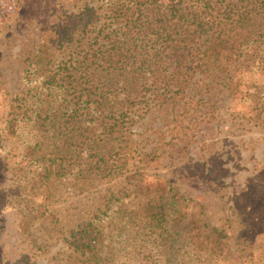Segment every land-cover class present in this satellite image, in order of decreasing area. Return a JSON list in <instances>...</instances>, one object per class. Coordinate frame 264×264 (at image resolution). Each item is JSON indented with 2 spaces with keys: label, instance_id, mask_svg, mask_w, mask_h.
<instances>
[{
  "label": "rangeland",
  "instance_id": "obj_1",
  "mask_svg": "<svg viewBox=\"0 0 264 264\" xmlns=\"http://www.w3.org/2000/svg\"><path fill=\"white\" fill-rule=\"evenodd\" d=\"M106 1L0 0V264H91L73 244L86 240L87 222L109 208L115 214L104 221L108 251L97 264H264V23L254 37L241 38L246 26L237 0H217L212 33L193 37L194 53L175 62V77L156 73L133 91L124 120L121 105H101L95 77L96 109L88 120L98 125L90 136L124 148L113 157L121 169L106 178H50L48 208L57 221L33 218L32 205L44 196L24 136L5 129L14 99L39 86L42 99L51 100L46 78L73 56L94 54L90 23L103 17ZM246 11L256 18L254 7ZM69 32L77 39L70 46ZM111 32L100 37L106 47ZM38 56L46 65L30 77ZM75 94L70 87L65 97ZM76 102L69 106L80 109ZM106 124L116 125L111 137ZM50 151L44 144L41 152ZM169 187L184 200L156 226L143 208Z\"/></svg>",
  "mask_w": 264,
  "mask_h": 264
},
{
  "label": "trees",
  "instance_id": "obj_2",
  "mask_svg": "<svg viewBox=\"0 0 264 264\" xmlns=\"http://www.w3.org/2000/svg\"><path fill=\"white\" fill-rule=\"evenodd\" d=\"M197 2L198 6L191 7L185 0L106 1L103 17L90 23L92 33L95 34H90L89 39L98 40V46L93 48L94 54H86L85 57L78 55L76 58L73 56L66 64H60L51 73V78H46L48 82L45 84L49 85L47 89L50 90L51 100L42 99L43 93L39 86L16 96L10 113L11 119L5 129L10 134L24 136L26 159L28 163L37 166L35 181L44 197L41 203L32 205L33 218L51 216L57 221L48 208L50 178L68 179L74 175L88 179L94 175L106 178L119 173L121 164H117L113 157L124 155V148H110L108 144H100L99 140L90 136L98 125L93 120H88L96 109H91L93 102L97 101H94L92 94L96 93V87L101 83V105L103 101L116 109L121 105L120 117L124 120V115L127 114L124 111L125 103L134 98L136 92L133 91L149 83V78L153 79L156 73L175 77L179 73L175 62H182L188 54L194 53L193 37L195 39L197 34L209 33L210 30L212 33L214 25L219 23L216 11L222 4L219 7L217 0ZM129 3L130 9L127 8ZM235 5L244 11L240 21L246 28L240 32V37L246 38L248 32L254 37L259 32L256 27L264 23V0H237ZM250 7L258 10L256 18L251 16L250 11H246ZM133 27L138 28L135 35L131 36ZM106 28H110L114 34L107 47L99 42ZM75 35L74 32L68 33L69 46L77 41ZM83 44L84 41L77 46ZM253 44H256V38L248 42V45ZM132 56L137 58L135 62H132ZM35 61L37 65L32 61L27 69L30 77L38 75L43 65H46L41 56L35 57ZM79 73L85 81L79 82ZM95 77H98L99 83L95 82ZM70 87L74 92H79L71 100L65 97ZM103 98L106 100H102ZM74 99L80 109L69 106ZM63 106L67 113L62 111ZM106 125L107 136L111 137L115 124ZM125 130L128 131V128ZM121 135L125 138V133ZM44 144H48L52 151L42 153ZM183 200L179 191L169 187L152 200L153 203L145 204L143 209L154 225L159 226L169 215L179 210ZM114 214L111 208L95 214L86 225L88 238L73 244L74 250L81 256H86L91 264L99 263L100 256L108 251L103 244L104 221ZM212 232L225 237L224 232L218 228H212Z\"/></svg>",
  "mask_w": 264,
  "mask_h": 264
}]
</instances>
